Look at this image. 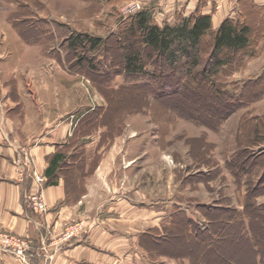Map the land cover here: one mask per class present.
Listing matches in <instances>:
<instances>
[{"label": "rangeland", "instance_id": "374dc122", "mask_svg": "<svg viewBox=\"0 0 264 264\" xmlns=\"http://www.w3.org/2000/svg\"><path fill=\"white\" fill-rule=\"evenodd\" d=\"M201 2L204 4L203 12L209 6L208 1L204 3V0H198L194 7L190 0H184L182 8L178 9L177 2L172 0H0V53H4V57L9 52L12 55L19 51L22 53V48H26L28 44L13 26V23H16L24 29V36L32 43H43H40L43 45L40 46L41 49L33 47L36 51L41 50L43 56L55 60L75 76L70 88L73 101L86 104L87 113H103L105 109L115 106L113 120L108 123L107 120L98 121L95 126L101 127L95 128L86 136L88 180L102 156L114 145L117 147L113 150L120 152V155L127 150V156H137L132 166L135 175L131 178L134 179V190L146 191L144 195L136 193V201L144 198L145 202L149 201L151 204L166 205V210L157 213L155 218H163L168 226L174 224L171 220H175L173 217L178 207L184 208L186 214L201 225L206 223L205 213L200 209L202 205L220 204L240 211L244 209L246 196L252 186L248 181L251 179V183L257 184L259 179L264 177V163L251 173L241 169L234 173L228 164L234 163L236 153L244 148L254 154L253 159L264 150V95L228 114L216 128L182 118L173 109L163 108L153 99H150L149 105L143 101L132 103L130 97L129 100L126 99L127 94L123 93L121 97H111L113 103H110L109 96L101 92L99 81L91 76L93 74L87 75L83 71L74 72L69 69L71 65H68L65 58L71 56L66 57L62 44L71 32L87 33L109 39L118 50L120 47L115 43V35L120 37L122 24L136 12L145 9L150 12L156 23H174L178 13L189 15ZM239 2L240 0H231L232 7L235 5L236 9L234 15L237 14ZM212 6L213 11L216 10L215 2ZM97 53L101 58L102 52ZM207 57L206 52L204 58ZM117 58L119 60V57ZM30 60L34 62L35 56L31 55ZM72 60L74 62L75 58L72 57ZM237 67V71L226 77V81L241 90L245 82L264 73V40L259 45L256 57L246 60L245 64H237ZM113 70H117V67ZM32 78L31 75L23 73L22 82L31 84L34 82ZM126 83L127 79L118 73L111 84L118 89ZM263 84L264 82H260L253 93L261 91ZM25 89L28 93L32 86H26ZM8 90L7 94L13 97L12 87ZM58 92L62 93L61 90ZM251 93L249 89L245 94L246 98H251ZM194 98L200 99L201 96ZM191 105L194 104L190 100L181 106L188 109ZM6 107L8 110L9 106ZM214 111L220 113L219 110ZM83 119L85 118L81 117L76 126H81ZM257 126L259 133H256ZM238 162L241 165L240 159ZM26 164L27 167L31 164L30 166L35 168L34 162L29 158ZM17 165H20L18 160ZM236 173L239 178L234 175ZM261 192L263 194L257 196L252 203L254 208L264 210V181ZM81 222L83 223H76ZM85 228L86 225L84 230ZM229 236L232 237L231 234L228 235L225 242L217 245L213 252L215 257L230 256L240 262L251 263L252 253L249 247L238 244L236 239ZM161 247L168 252L183 251L184 254L190 250V246L186 245L185 239L180 235ZM166 264L191 262L185 257L181 261L167 260Z\"/></svg>", "mask_w": 264, "mask_h": 264}, {"label": "crops", "instance_id": "0c3cea01", "mask_svg": "<svg viewBox=\"0 0 264 264\" xmlns=\"http://www.w3.org/2000/svg\"><path fill=\"white\" fill-rule=\"evenodd\" d=\"M172 1L177 2L178 9L182 8L184 0ZM207 1L209 6L203 12L212 14L215 27L236 12L231 0ZM254 1L264 5V0ZM197 2L190 0L194 7ZM214 2L216 10L213 11ZM33 47L41 49L39 45L27 44L22 53L9 52L5 57L0 53V230L30 240L27 251L30 264L181 261L185 258L181 251L167 252L161 247L169 241L162 240L168 225L163 218L155 217L166 210V205L135 199L136 193L146 192H135L133 187L132 166L137 156H127V150L120 155L113 150L117 147L114 145L112 151L102 156L88 180L87 158L81 154L88 143L76 133V125L88 107L73 101L70 88L75 76ZM31 55L35 56L34 62L30 60ZM23 73L31 75L34 82L24 84ZM26 86H32L28 93ZM9 87L13 97L7 94ZM59 156L56 170L49 174L47 170ZM28 158L34 162L36 171L46 177L45 184L40 186L45 211L33 210L24 197L37 188L27 175L32 168L31 164L27 167ZM17 160L25 163V177L18 173ZM182 210L186 211L182 207L176 211ZM78 221L86 225L81 237L62 244L59 249L52 245L47 252L43 249L61 235L67 224ZM0 264L25 263L12 253L0 251Z\"/></svg>", "mask_w": 264, "mask_h": 264}, {"label": "trees", "instance_id": "16d2710c", "mask_svg": "<svg viewBox=\"0 0 264 264\" xmlns=\"http://www.w3.org/2000/svg\"><path fill=\"white\" fill-rule=\"evenodd\" d=\"M203 5L201 2L189 15L178 13L174 23L165 21L158 24L148 10L136 12L122 24L120 37L115 35V43L120 47L118 50L109 39L71 32L62 44L66 57L71 56L65 58L71 65L69 69L93 74L91 76L99 81L100 90L109 96L110 103H113L111 97H121L123 93L127 94L126 99L130 97L132 103L143 101L149 105L153 99L163 108L173 109L182 118L216 128L228 114L264 95V84L261 91L253 93L258 84L264 82V73L245 82L241 90L226 81V77L237 71V64H245L246 60L256 57L264 40V5L254 0H240L237 14L225 18L216 28L212 14L202 12ZM13 26L26 43L43 46L42 42L32 43L16 23ZM97 51L102 52L101 58ZM206 52L208 57L204 58ZM116 67L118 73L127 79V83L118 89L111 84L118 75L117 70H113ZM142 78L145 80H140ZM249 89L253 96L246 98ZM199 95L200 99L194 98ZM190 100L194 105L183 109L181 105ZM114 107L105 109L103 113H86L76 133L84 136L87 142L86 136L101 127L95 126L98 121L107 120L108 123L113 120ZM256 128V133H259V127ZM81 154L86 155V151ZM253 155L244 148L236 153L234 163H229L228 167L234 173L239 169L251 173L264 163V150L254 159ZM58 159L60 156L47 170L49 174L56 170ZM83 162L80 163L81 168ZM234 175L238 177L237 173ZM259 180L253 184L249 179L252 186L242 211L220 204L202 205L200 209L205 213L206 223L201 225L182 210L174 214L175 222L165 228L167 237L162 240L167 239L169 243L173 237L182 236L190 250L185 254L181 252L191 264H264V210L254 208L252 203L263 194L264 177ZM230 234L232 237L229 238L249 247L251 263L240 262L230 256L215 257L213 252L217 245L225 242Z\"/></svg>", "mask_w": 264, "mask_h": 264}, {"label": "built area", "instance_id": "2783aa9c", "mask_svg": "<svg viewBox=\"0 0 264 264\" xmlns=\"http://www.w3.org/2000/svg\"><path fill=\"white\" fill-rule=\"evenodd\" d=\"M22 151H25L22 149ZM18 166V173L25 177L26 172L23 162L20 160ZM30 167V166H29ZM27 175L32 178L37 188L35 192L25 193L24 197L28 205L37 211H45L46 203L40 186L46 182V177L39 174L35 168H29ZM84 223H69L64 227L63 232L57 238L52 239L50 244H46L43 249L47 252L48 246L52 245L54 248L59 249L60 246L66 242H70L84 234ZM31 242L28 238L13 234L9 231H0V251L3 253H12L18 260L25 264H30L27 251L30 249Z\"/></svg>", "mask_w": 264, "mask_h": 264}]
</instances>
